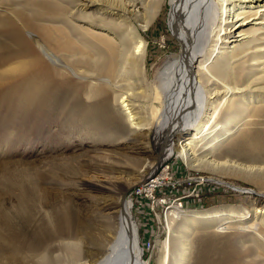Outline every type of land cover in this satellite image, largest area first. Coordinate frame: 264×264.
Returning a JSON list of instances; mask_svg holds the SVG:
<instances>
[{
    "label": "bare ground",
    "instance_id": "obj_1",
    "mask_svg": "<svg viewBox=\"0 0 264 264\" xmlns=\"http://www.w3.org/2000/svg\"><path fill=\"white\" fill-rule=\"evenodd\" d=\"M167 4L181 50L155 69L145 32ZM49 6L34 19L58 25L16 13L22 27L0 15V36H7L0 39V123L15 136L7 148H27L32 138L44 146L24 164L36 179L16 185L17 206L0 204V264H150L134 196L153 180L159 185L146 201L166 204L154 191L168 178L164 160L174 154L188 169L250 181L264 198V0H57ZM88 141L95 152L112 147L122 157L153 143L162 147L164 162L129 190L125 205L123 192L114 206L109 188L84 182L78 192L68 184L66 193L96 202L59 205L40 180L73 176L75 156L55 152L79 151ZM248 209L169 208L159 264H264V206ZM232 224L242 235L231 256L194 248L200 231Z\"/></svg>",
    "mask_w": 264,
    "mask_h": 264
},
{
    "label": "rangeland",
    "instance_id": "obj_2",
    "mask_svg": "<svg viewBox=\"0 0 264 264\" xmlns=\"http://www.w3.org/2000/svg\"><path fill=\"white\" fill-rule=\"evenodd\" d=\"M41 1H44V4L42 3L43 6L39 7L35 5L37 2ZM55 1L57 0H0V15H8L15 21L17 20L16 22L20 25L21 21L16 17V13H22L23 16L34 19V15L37 13V11L41 14L46 13L50 7L49 5H52ZM170 10L171 8L169 4L165 5L159 18L150 26L149 30L145 32V37L147 38L149 44L148 50H151V55L155 64L153 66L155 69L163 64V60L168 58V56H173L177 50H181L180 43L174 36L173 32H171L169 27ZM39 19L40 20H34L37 23L58 25L46 21L43 18L42 20L41 18ZM26 36H29L28 39L31 40L34 35L32 33H26ZM6 38L7 36H0V39L4 40ZM7 133L8 131H5L4 124L1 122L0 204L11 208L12 206H17V199L20 195V190L16 187V185L18 183H24L25 181L26 182L24 184H27V182L36 179V177L34 179L33 171L31 172L30 169L28 170L24 164H27L28 161H31L30 159L32 158H30V155H32V153L36 154L37 152H40L44 146L43 143L34 142V139L32 138L28 146L32 143L33 144L29 147L27 146L26 148L23 146L19 150L16 148L10 150L7 148V143L9 140L14 139L15 136L7 135ZM178 141L179 139L175 137L173 140L175 146L176 144L178 145ZM76 142L74 145L77 144ZM88 145L92 146V143L88 141L82 144V146L79 147L81 148L79 151L76 147H70L64 149L65 151L62 150L55 152V155L63 154L64 156L69 157L75 156L72 162L74 173L73 176L65 177L61 173L57 175L58 177L50 175L48 176V179L46 177L43 181L40 180L41 185L46 187L48 190L50 198L53 199L54 202H59V205L90 206L91 203H93L92 201L95 200H93L92 197L87 195H85V197L84 195L79 197L77 194L74 195L72 193H66L65 186L68 184L75 188V192H78L80 189H82L81 184L84 182L86 184L96 183L98 185L104 186L107 189L109 188L111 193L107 197V201L109 202L110 200L114 206H120L122 199L120 197V193L123 192V194H125L128 189L131 190L134 186L140 185L142 181L146 180L145 177L149 175L151 171L150 167L154 164H156L157 167L163 160L160 154L162 147L158 146L157 148H154L153 143L137 146L138 149H133V151H130L127 153V155H125V152V157L112 153V147H103L102 152H95L91 147L88 148ZM25 148L27 152L22 153ZM89 149L91 152H89ZM9 151L11 152L8 156ZM48 156L49 155H46L45 157ZM127 156L130 160L127 159ZM137 159H140L141 161L136 165L134 161ZM164 161H166L168 166L171 164H180L182 168H186L187 174L195 175L198 178L202 177L205 179L201 180L205 181V184L202 186L201 191H198V195H191L190 201L184 204V206L176 207H180L181 209L187 211H208L219 208H224L227 210L235 209L236 212L243 214L249 210L248 208H259L264 206V198H260L255 195L257 188L255 184L250 181L225 176L222 174H214L206 170L188 169L182 159L177 158V155L175 154L171 158ZM166 163L163 168L166 167ZM42 166L43 168H41V170L45 171L46 165L44 167V164H42ZM161 169L159 168L160 171H157L156 176L160 174ZM172 172H179V165H172ZM59 177L62 178L60 179ZM53 178L55 180L57 178V180L55 181ZM213 178L220 179L226 183L235 185L237 188L243 189L244 191L227 188L225 184L221 185L219 183H213L207 180ZM170 184L171 177H168L166 180H164V183L157 187L154 191L157 198H162V203L164 202L163 199L167 201L166 204L160 206H150V202L146 201V208L149 209V212L151 213V216H149L148 219H144L141 215H138L134 212V218L140 231L141 245L145 251V259L150 264H159V253L162 248L163 241L168 235L165 216L167 210L170 208L169 204L183 202V200H188L189 193H197V185H183L181 188H174V186H169ZM52 187L54 189H52ZM241 235V228L235 229L233 224L222 231H200L194 237V248L197 250L203 249V252L208 251L211 257L214 258L229 257L231 256V249L236 250V248L233 247V244L237 242V237ZM194 263H196L195 259L193 260L192 264Z\"/></svg>",
    "mask_w": 264,
    "mask_h": 264
},
{
    "label": "built area",
    "instance_id": "obj_3",
    "mask_svg": "<svg viewBox=\"0 0 264 264\" xmlns=\"http://www.w3.org/2000/svg\"><path fill=\"white\" fill-rule=\"evenodd\" d=\"M160 165V164H159ZM172 165H179V172H172ZM163 177H171V184L169 186H174V188H181L183 185H197V193H189L188 200H183V202L170 203V208L174 206H184L191 199V195H198V191H201L202 186L205 181L198 180L195 175L187 174L186 168H182L180 164H171L168 166V173L163 174ZM159 185V182L149 181V185L143 187V190L139 195L134 196V200H139V207H133V212L141 215L144 219H148L151 216L149 209L146 208V200L150 197V188Z\"/></svg>",
    "mask_w": 264,
    "mask_h": 264
},
{
    "label": "water",
    "instance_id": "obj_4",
    "mask_svg": "<svg viewBox=\"0 0 264 264\" xmlns=\"http://www.w3.org/2000/svg\"><path fill=\"white\" fill-rule=\"evenodd\" d=\"M159 170V168L157 169V171ZM146 181V180H145ZM129 190L130 189H128L126 192H125V194H124V196H123V199H122V201H123V205H125V202H126V197H127V194H128V192H129Z\"/></svg>",
    "mask_w": 264,
    "mask_h": 264
}]
</instances>
